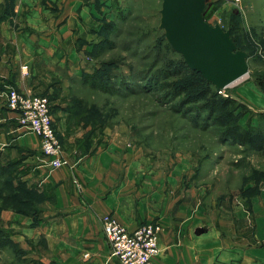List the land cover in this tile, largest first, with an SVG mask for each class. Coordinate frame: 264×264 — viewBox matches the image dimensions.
Here are the masks:
<instances>
[{
	"label": "rangeland",
	"instance_id": "374dc122",
	"mask_svg": "<svg viewBox=\"0 0 264 264\" xmlns=\"http://www.w3.org/2000/svg\"><path fill=\"white\" fill-rule=\"evenodd\" d=\"M54 1L33 0L37 9L45 7L56 13L54 28L61 42L52 45L47 56L43 53L47 49L38 41L56 31L39 28L38 23L25 26L32 16L29 9L20 13V0H0V64H10L5 76L0 72V103L7 104L10 88L46 96L52 118L67 116L75 128H87L81 134L87 151L112 142L130 145L159 166L191 156L188 164L198 167L197 181L217 200L264 177V149L227 141L220 133L223 113L210 116L203 109L207 95L198 102L188 100L202 87L190 86L199 74L189 71L159 28L162 0H70L68 13L59 8L66 0ZM37 15L45 25L52 23L51 17ZM203 18L229 30L237 47L248 55V74L217 91L218 101L229 96L233 101L227 108H236L235 116L256 114V125L248 127L264 129V109L258 111L249 100L245 104L236 93L238 87L248 84L264 94V0H209ZM60 23L64 29H59ZM26 27V40L33 41L27 51L31 59L11 62L8 56L18 54L16 43L10 42L12 35L17 37ZM183 86L186 92H181ZM18 154L9 150L0 154V207H21V199L29 196L23 188H33L22 176L26 163ZM8 235L9 243L0 247V264H20L16 260L19 246L10 232Z\"/></svg>",
	"mask_w": 264,
	"mask_h": 264
},
{
	"label": "crops",
	"instance_id": "0c3cea01",
	"mask_svg": "<svg viewBox=\"0 0 264 264\" xmlns=\"http://www.w3.org/2000/svg\"><path fill=\"white\" fill-rule=\"evenodd\" d=\"M69 4L66 0L59 8L68 13ZM23 8L32 15L23 25L38 23L39 28L55 30V12L37 9L33 0H20L18 12ZM38 13L51 17L52 23L45 25ZM58 25L65 28L63 23ZM26 29L16 33L17 37L12 35L10 42L16 43L18 54L8 56L11 62L31 59L27 51L33 41L26 40ZM55 31L57 34L38 41L47 49L43 52L47 56L52 45L61 42ZM6 62L0 64L2 76L10 66ZM250 87L242 85L236 93L245 104L249 100L258 111L263 110L264 94ZM256 117L243 112L238 123L248 128L256 125ZM53 120L69 161V165L54 169L40 154L38 137L21 125L18 112L0 103V154L18 151L17 158L26 163L22 176L33 184L37 195L31 197L37 205L31 214L0 209V228L10 232L19 246L16 260L20 264H120L110 255L102 231L100 217L105 214L130 231L146 222L158 223L161 230L155 264H264V177L217 200L197 181L198 167L188 164L191 156L159 166L130 145L112 142L87 151L81 137L87 128H75L74 121L63 115H55ZM84 253L89 256L83 257Z\"/></svg>",
	"mask_w": 264,
	"mask_h": 264
},
{
	"label": "water",
	"instance_id": "95a60500",
	"mask_svg": "<svg viewBox=\"0 0 264 264\" xmlns=\"http://www.w3.org/2000/svg\"><path fill=\"white\" fill-rule=\"evenodd\" d=\"M207 2L162 0L159 28L184 63L220 91L248 74V55L237 48L229 30L206 22L203 9Z\"/></svg>",
	"mask_w": 264,
	"mask_h": 264
},
{
	"label": "built area",
	"instance_id": "2783aa9c",
	"mask_svg": "<svg viewBox=\"0 0 264 264\" xmlns=\"http://www.w3.org/2000/svg\"><path fill=\"white\" fill-rule=\"evenodd\" d=\"M6 100L9 108L18 112L21 125L38 137L40 151L50 168L69 165L53 124L48 98L10 88ZM100 223L110 255L120 264H155L153 257L158 252L157 240L161 230L158 223L146 222L130 231L111 214L102 215ZM88 256V253L83 254V257Z\"/></svg>",
	"mask_w": 264,
	"mask_h": 264
},
{
	"label": "trees",
	"instance_id": "16d2710c",
	"mask_svg": "<svg viewBox=\"0 0 264 264\" xmlns=\"http://www.w3.org/2000/svg\"><path fill=\"white\" fill-rule=\"evenodd\" d=\"M207 3H209V0ZM233 41L235 40L233 39ZM188 69L189 71H193L196 74H199L198 75L199 79L192 80V82L190 83V86L193 88L202 86L200 89H197L198 90L196 91L197 95L194 98H188V100H191V102H198L201 96L207 95L208 97L205 99L203 103V109L206 110L210 116H213L217 112L223 113L222 119H221L222 129L220 133L227 141H231L235 144L241 145L243 147H247L252 150H257V151L263 150L264 149V129L256 130V129L249 128V127L248 128L241 127L238 123V116L237 115L235 116L234 114V111L236 108H233V109L227 108V106H230L233 100L229 96H227V97L221 98L220 99L221 101H218L219 99H217L216 97L217 91L215 90V87L210 82H208L206 79H204L199 72L192 70L189 67ZM261 87H263L262 89H264V86H261ZM186 90H187L186 87L183 86L181 89V92H186ZM23 189L24 191L26 190V192L29 193V196H25L24 199H21L20 201L21 207L1 206L0 209L10 208V209H13L15 211H18L24 214H31L33 211H35L37 209L36 200H32L31 198L32 196H37L35 193V190L27 189L26 187H24ZM24 206H26L27 208ZM4 232H7V233H4ZM8 233H9L8 231L0 228V240H1L0 247H2L4 243H9Z\"/></svg>",
	"mask_w": 264,
	"mask_h": 264
}]
</instances>
